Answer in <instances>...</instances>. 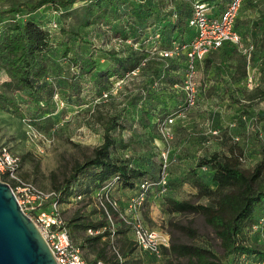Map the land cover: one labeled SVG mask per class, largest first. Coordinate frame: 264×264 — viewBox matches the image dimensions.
<instances>
[{"label": "trees", "instance_id": "1", "mask_svg": "<svg viewBox=\"0 0 264 264\" xmlns=\"http://www.w3.org/2000/svg\"><path fill=\"white\" fill-rule=\"evenodd\" d=\"M78 1L29 0L9 9H0V71L3 73L0 110L17 114L40 131H48L57 126L55 112L59 111V102L63 103L62 108L77 105L85 97L88 84L92 86L91 91L96 90L89 94L93 101L106 91L110 95L116 82L123 80L127 73L138 70L147 54H152L148 64H153V70L144 84L151 80L166 85L163 88L155 86L148 91L141 87L128 101L127 109L115 114H98L103 141L85 153L82 160H75L69 174L56 184L61 201L79 193L83 199L90 195L94 197L100 188L108 185L110 195L118 200L122 209L127 207L132 196L143 193L141 207L147 208L144 216L149 218L148 206L152 198L164 197L169 213L202 215L219 239L221 248L218 250L214 244L172 238L169 246H163L164 256L174 255L183 259L185 264H263L264 141H259L261 157L247 167L244 165V145L229 126L221 128L214 136L221 138L223 149L206 150L198 156L196 165L188 166L178 177L172 178L169 175L171 166L167 164L164 168L165 159L161 152L155 151L149 140L140 139L137 135L143 128L145 131L161 130V123L170 114L189 108L185 90L181 105L183 97L178 86L183 84L188 67V57L182 46L196 33L191 20L198 4L205 5L208 15L219 16L230 0H83L81 5L74 6ZM250 1L254 0H244L241 9ZM45 5L63 10L65 18L50 21L46 27L32 15L27 18L17 15L24 9L34 12ZM241 9L235 28L247 43L253 45V54L258 48L264 49V10L260 13L263 16L250 25L240 23ZM113 20L119 21L114 26L122 24L124 27L121 31L123 37H132L134 42L142 45L131 46L122 54L104 51L105 60L101 61L96 55L98 49L91 46L83 48V43L92 44L83 29L90 26L96 30L104 28L103 41L106 43L112 33L100 24ZM54 35L59 37L56 42L53 41ZM162 49L176 52L173 56L164 57L160 54ZM226 58L229 64L225 63ZM247 59L235 44L225 42L196 63L195 79L199 69L209 72L217 64L219 68L230 66L231 81L240 84L248 75ZM218 86L211 84L205 92L212 95ZM242 91L246 101L240 98L237 101L245 112L257 100L264 98V87ZM164 170L167 171L166 190L157 183ZM1 178L14 186V181L6 175H1ZM142 183L149 186L143 188ZM178 183L196 188L192 199L167 194L168 188ZM115 191L120 197L115 195ZM110 208L114 214L117 213ZM102 212L104 218L95 220L90 213L78 210L68 220L66 224L75 242L81 249L90 247L95 254V262L103 259L111 264H137L140 259L134 260L137 246L132 224L121 222L113 227L106 219L104 209ZM172 224L188 234L190 239L198 235V229L192 222ZM90 228L100 229V232L89 234ZM106 246L111 247L112 257L107 255ZM119 254L123 257L122 262Z\"/></svg>", "mask_w": 264, "mask_h": 264}, {"label": "rangeland", "instance_id": "2", "mask_svg": "<svg viewBox=\"0 0 264 264\" xmlns=\"http://www.w3.org/2000/svg\"><path fill=\"white\" fill-rule=\"evenodd\" d=\"M26 1L29 0H0V9H9ZM82 2L83 0H80L74 6H79ZM258 2V7L249 3L244 5L239 18L241 24H252L251 20L247 21V15L262 10L264 0H258ZM249 9H252L251 12ZM62 11L52 5H45L34 12H28L27 9H24L22 13L17 15L21 18L32 15L48 27L47 23L50 21L63 20L64 12ZM260 16L263 14L255 15L254 19ZM118 22L117 20H113L111 23L101 22L100 25L107 27L112 33L106 43L103 41L104 28H97V30L94 26L84 28L83 33L87 39L91 40L92 44L83 43V48L91 46L98 49L96 55L101 61H104V55H106L104 51H119L122 54L131 46L141 47L142 44L134 42L132 37H123L121 31L124 27L122 24L114 26ZM58 39V35H54L53 41L56 42ZM251 55L247 59L248 74L252 75L250 84L245 80L240 84L232 82L230 77V69L232 68L230 66L219 68L217 64H214V68L209 72L201 68L196 76L197 105L192 108L181 109L173 115L170 114L165 120L169 121L172 118V122H169L166 127L162 126V122L159 131L158 129L145 131L143 128L139 131L140 134L137 133L140 139L149 140L155 151L161 152L162 155L164 152L167 153L164 157L168 160V165L171 166L170 177H178V174L182 173L188 166L196 165L198 156L203 155L206 150H222L221 138L214 136V133H218L219 129L226 126L230 127V131L245 147V166H252L261 157L259 141L260 139L264 141V98L257 100L250 106L248 112H245L242 104L237 101L238 98L246 101L243 89L264 87V49L258 48ZM151 58L152 54L145 55L140 64L141 67L135 72L127 73L124 79L118 84L116 83L111 89V94L108 97H100L93 101L89 94L96 92V90L91 91L92 86L88 84L85 88V97L77 105H68L62 108L63 103L59 102V108H57L59 111L55 112L58 121L57 126L48 131H40L36 127L33 129L17 114L0 110V144L8 146L10 150L21 156L22 162L19 173L44 189H55L56 184L62 182L69 174L74 161L82 160L85 153L91 152L93 147L103 141V131L98 119L100 112L115 114L123 111L124 108L128 107L130 98L141 87L147 88L148 91L155 86L163 88L166 85V83L163 85L153 83L151 80L144 84L145 79L148 77L150 79L152 76L153 64H148ZM225 63L229 64L227 58ZM2 74L0 71V82ZM215 83L217 86L219 85L217 92L207 95L206 88L209 89L211 84ZM178 88L183 97L182 105L185 98L184 89L180 86ZM165 89L167 88L165 87ZM153 120L156 121V116L153 117ZM175 123L179 125H175ZM195 192V187L178 183L169 187L167 194L180 199H192ZM115 195L119 196V193L115 191ZM123 197L125 198V196ZM60 209L66 223L78 210L81 213H90V217L95 220L104 218L101 207L91 195L80 200L73 198L72 195L68 196L66 200L61 202ZM146 209L141 207V215L145 222L149 227L160 229L168 234L170 242L172 238L184 242L193 240L204 245L214 244L218 250L221 249L219 239L216 238L211 226L205 222L202 215L169 213L166 210L164 197L160 196H155L150 201V206H148L149 218L144 216ZM113 221L116 224H121L118 217H114ZM172 222L184 224L192 222L198 229V235L194 239H190L188 234L173 225ZM102 243L101 241L100 245ZM82 249L84 254L87 253L91 258L93 257V251L90 247L87 246ZM106 249L107 255L112 257L111 247L108 246ZM134 254V260L140 259L137 264H170L167 261H171V264H185L183 259L182 261L174 255L168 257L163 255L162 258L158 259L150 252L139 250V248Z\"/></svg>", "mask_w": 264, "mask_h": 264}, {"label": "built area", "instance_id": "3", "mask_svg": "<svg viewBox=\"0 0 264 264\" xmlns=\"http://www.w3.org/2000/svg\"><path fill=\"white\" fill-rule=\"evenodd\" d=\"M244 0H230L226 9L219 16H210L207 14L205 5L198 4L194 18L191 24L195 26L196 33L194 37L182 48L186 51L188 57L187 71L183 77V84L180 86L186 92V103L189 108L197 105V82L195 79L196 63L203 60L210 51L221 47L225 42L235 44L247 58L251 56L253 45L247 43L242 34L235 28V23ZM177 48V47H176ZM156 49V48H155ZM175 50L162 49L160 54L164 57L173 56ZM134 70L133 72H135ZM120 81H117L118 84ZM248 84L252 81V75H248ZM174 86H178L175 84ZM109 91L103 93L101 98L108 97ZM169 121H163V127H166ZM28 124V123H27ZM35 128L33 125L28 124ZM163 157L167 155L163 153ZM164 168L168 160L164 157ZM22 158L14 153L6 145L0 144V175H6L8 179L14 181V191L23 210L30 215L36 222L41 233L47 240L58 264H89L85 258L81 247L73 239L66 220L61 214L60 191L56 189H44L30 179L23 177L19 173ZM166 190L167 171L162 172L160 180L157 182ZM143 188L149 186L148 183H142ZM109 186L100 188L94 198L101 209H104L106 219L114 227L113 218L118 217L120 222L132 224L134 240L139 250H145L153 254L156 258L163 257V246L170 245L169 235L160 229L149 227L141 215V205L144 200V194L132 196L125 209H122L117 199L113 198L109 192ZM73 198L80 200L83 198L81 193L73 195ZM117 213L114 214L111 208ZM100 229L90 228L89 234H96ZM112 236V240H113ZM119 261L123 257L119 254ZM95 264H111L103 259H98ZM264 264V263H263Z\"/></svg>", "mask_w": 264, "mask_h": 264}, {"label": "water", "instance_id": "4", "mask_svg": "<svg viewBox=\"0 0 264 264\" xmlns=\"http://www.w3.org/2000/svg\"><path fill=\"white\" fill-rule=\"evenodd\" d=\"M0 264H58L36 222L0 175Z\"/></svg>", "mask_w": 264, "mask_h": 264}, {"label": "crops", "instance_id": "5", "mask_svg": "<svg viewBox=\"0 0 264 264\" xmlns=\"http://www.w3.org/2000/svg\"><path fill=\"white\" fill-rule=\"evenodd\" d=\"M247 1V0H246ZM263 1V0H262ZM256 2V3H255ZM246 3H249L250 5H254V6H256L257 5V7L259 6V2H258V0H254V1H250V2H246ZM259 9V8H258ZM262 10L261 11H254V12H251V10H250V12H251V14H249L248 13V15H247V21H250L251 20V22L253 21V20H255L254 19V17H255V15L256 16H259L260 15V13L264 10V6L261 8ZM254 15H253V14ZM249 75V74H248ZM248 75H247V77L244 79L245 81H247V78H248ZM82 251H83V249H82ZM83 254H84V251H83ZM93 255V257L91 258L87 253H85L84 254V256H85V258L87 259V261H88V263L89 264H95L96 262H95V254H92ZM92 260V261H91Z\"/></svg>", "mask_w": 264, "mask_h": 264}]
</instances>
